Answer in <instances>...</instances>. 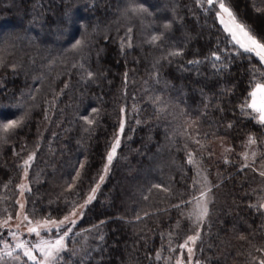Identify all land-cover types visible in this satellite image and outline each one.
<instances>
[{"label": "trees", "instance_id": "trees-1", "mask_svg": "<svg viewBox=\"0 0 264 264\" xmlns=\"http://www.w3.org/2000/svg\"><path fill=\"white\" fill-rule=\"evenodd\" d=\"M225 3L264 37V0ZM135 5L151 15H125L129 0H0V104L19 102L29 110L24 127L0 142V219L6 218L4 209L15 218L21 165L35 153L27 194V214L33 219L49 214L61 219L67 214L66 200L83 203L106 175L73 228L83 237H69L68 248L79 250L78 256L63 254L70 264H175L177 245L195 230L187 218L191 206L183 205V214L172 207L191 199L189 185L196 179L186 163L191 151L211 183L219 184L210 194L194 259L253 264V257L264 258L256 251L264 248V215L249 205L264 197V178L249 169L241 172L239 166L242 152L251 157L256 151L254 166L259 167L264 127L242 115L240 105L250 80L264 83V67L238 55L214 14L197 0H135ZM169 22L171 28L163 29ZM129 27L132 46L125 43L121 49ZM161 32L157 45L147 43ZM78 40L82 47L73 49ZM175 50L182 55L162 59ZM213 53L221 60L215 61ZM80 64L95 76L84 79ZM253 69L257 74L250 76ZM156 96L161 99L153 103ZM85 115L96 121L87 132L80 119ZM192 120L187 133L203 148L182 135ZM122 121L123 141L105 174ZM249 134L258 142L250 148L244 146ZM76 171L80 177L66 190ZM155 184L170 187L171 194L152 188ZM86 252L91 254L84 258ZM158 252L160 260L155 259Z\"/></svg>", "mask_w": 264, "mask_h": 264}, {"label": "snow or ice", "instance_id": "snow-or-ice-1", "mask_svg": "<svg viewBox=\"0 0 264 264\" xmlns=\"http://www.w3.org/2000/svg\"><path fill=\"white\" fill-rule=\"evenodd\" d=\"M197 3L205 12H212L214 14L215 20L218 24L220 32L224 33L227 37L228 43L236 50L238 55H245L249 60L255 59L261 67H264V37H259L254 34V30L246 23L242 22L233 10L225 3V0H197ZM129 7L124 10V14L128 13L133 14L134 16H141L143 14L151 15L148 12V9L142 6H136L135 0H129ZM162 28L168 30L171 28V23H166L162 25ZM131 32L132 29L129 27L127 29V41L121 42V49L125 47L127 43L128 47H131ZM163 32L159 34L151 35L147 43L155 46L162 39ZM73 49H79L82 47L81 41H76L72 46ZM182 55V51L175 50L168 52L162 59L168 60L169 57H175ZM215 61H220L221 56L213 53L212 54ZM159 63V61H157ZM190 64H198L200 61H189ZM4 64V60L0 58V67ZM75 66V65H74ZM80 68L84 69V65L80 64ZM213 67H216L213 64ZM226 67V65H225ZM155 76L158 78L159 73L156 71V66L153 65ZM223 69L217 68V71ZM85 75L84 79H92L95 76V73L84 69ZM257 74V70L253 69L250 72V76ZM125 81H127V73H125ZM157 82L159 80L157 79ZM0 87H3L0 84ZM67 87V85H65ZM160 97L156 96L153 98V103L160 101ZM18 115L7 118L5 115L9 111L17 112ZM98 109H90L91 113H98ZM124 112V109H121ZM159 111H164L163 108ZM240 111L242 115H249L250 118L260 126L264 127V83H261L259 80H250L249 81V90L247 91L246 98L242 101L240 105ZM29 110L26 109L23 103H11V104H0V116L4 118L0 119V142H7L8 134H14L17 129L24 127L26 122V117L28 116ZM47 119V116H45ZM80 119L84 122L86 126L84 130H92V126L95 124V118L89 119L87 115L81 116ZM138 122V121H137ZM195 124V121H188L185 133L182 135H188V138L200 148H203L204 145L201 144L200 140L195 136H192L187 133V127H191ZM229 123L227 127H231ZM124 131V123L121 122L119 126V132L122 134ZM198 135V133H197ZM256 138L249 134L247 137V143L245 147H252L257 145ZM264 144V141H261ZM120 145V136L117 135L111 151L107 155V164L104 168V173L107 174L109 166L112 164L113 159L116 156L117 148ZM185 149L187 150V144H185ZM226 152L231 151V149L226 148ZM208 156L211 157L212 153H208ZM242 159V164L239 166V171L243 172L244 169H249L257 173L261 178H264V152H261L260 164L259 167H255L257 160V152L252 151L251 157L247 151L240 154ZM35 158V153H31L27 159L23 161L21 168L23 170V176L26 179L28 174V168L31 166V162ZM251 161V162H250ZM225 163H229L227 158L224 160ZM186 163L193 166L195 169L196 179H193L191 185H189V192L191 193V199L181 200L179 203L172 205V207L178 209L183 214L182 206L189 205L191 206V211L187 214V218L192 222L194 226V233L186 236L182 243L177 245L180 249L179 255L175 259V264H201L199 259H194L196 256L195 245L198 240H200V230L209 215V204L212 202L211 193L214 187H218L219 184H212L208 179V176L200 167V161L195 158V154L191 151L187 152ZM83 164L79 165V168L82 169ZM80 177V172L76 171L72 184L68 185L66 190H71L75 181ZM104 176L99 177V182L92 187L89 192L86 194L83 199V203H77L75 200H66L67 205V214L59 220L52 217L49 214L46 217L40 219H33L27 213H24L21 216V211L24 209V204H21L19 200L15 201L19 205L20 211L17 212L15 225V230L11 226V221L13 217L10 213L7 212V209L3 211L7 213L6 218L0 219V264H4L6 260H11L15 264H70V260H65L64 253H69L70 256H78L79 250L74 249L70 250L68 248V241L70 236H81L83 237L82 232H73V228L77 223L78 218H82L83 211L81 209H86L87 206L95 199L96 191L99 189L100 184L103 182ZM5 188L7 185L4 186ZM154 189L161 190L165 193L171 194L170 187H165L160 184H155L151 186ZM20 190L19 194L23 196L24 191H31L30 187L27 184L21 183L18 185ZM151 190V189H150ZM198 193V194H197ZM148 197L145 196L144 199ZM250 207L254 208L256 211L264 215V197H262L256 204H250ZM147 215V213H145ZM142 217L137 216L136 219H141ZM103 223V222H101ZM21 226H24L27 230L29 236H35V241L21 239V233L19 229ZM7 229L8 237H11L16 241L14 245L8 243V238L5 237L3 230ZM44 233L42 235L41 233ZM55 233V235H53ZM171 233L169 237H171ZM241 239L245 237L241 236ZM100 239L103 240V236H100ZM170 251L175 252L176 248L170 246ZM162 251V250H161ZM256 251L264 253V248H258ZM14 252L17 254L14 255ZM185 253L187 255V260L184 259ZM90 252L85 253V257L90 256ZM81 258V259H84ZM161 254L158 252L155 259L160 260ZM171 259V258H169ZM253 264H264V258L253 257Z\"/></svg>", "mask_w": 264, "mask_h": 264}, {"label": "rangeland", "instance_id": "rangeland-1", "mask_svg": "<svg viewBox=\"0 0 264 264\" xmlns=\"http://www.w3.org/2000/svg\"><path fill=\"white\" fill-rule=\"evenodd\" d=\"M123 123H124V128H125V122L123 121ZM123 133H124V131H123ZM123 133L121 134L120 132H119V136H120V145H119V147L117 148V152H118V149L120 148V146H121V144H122V141H123ZM116 156H117V153H116ZM116 156H115V158L113 159V161L116 159ZM113 161H112V163H113ZM112 165V164H111ZM110 165V166H111ZM110 166H109V168H110ZM109 168H108V170H109ZM106 175H104V177H105ZM105 179V178H104ZM103 182H104V180H103ZM102 182V183H103ZM22 183H24V184H27L29 187H30V182H29V171H28V174H27V178L25 179L24 177H23V180H22ZM102 183L100 184V187L102 186ZM100 187H99V189H100ZM99 189L96 191V195H97V193H98V191H99ZM29 192L27 191V190H25L24 191V194H23V196H19V201H20V203L21 204H24V209L21 211V216L24 214V213H27V194H28ZM96 197V196H95ZM94 201V200H93ZM92 201V202H93ZM91 202V203H92ZM90 203V204H91ZM89 204V205H90ZM18 211H20V209H19V205H18ZM81 211H83V213H84V211H85V209H81ZM16 216H17V214H16ZM16 216H15V218H13V220L10 222L11 223V226L13 227V229L15 230V225H16V223H17V220H16ZM83 217V216H82ZM81 219L82 218H78L77 219V223H76V225L81 221ZM207 219H208V217H207ZM206 219V220H207ZM205 220V221H206ZM75 225V226H76ZM4 231H6L7 232V229H4L3 230V232ZM19 233H21V239H26V240H31V241H35V236H29L28 235V233H27V230H26V228L24 227V226H21V228L19 229ZM42 235H44V233L42 232L41 233ZM7 237H8V232H7ZM8 243L9 244H12V245H14L15 243H16V241L15 240H13L11 237H8ZM15 254H17L16 252H14V255ZM186 254V253H185ZM186 257H187V255H186ZM184 259L185 260H187L185 257H184ZM9 262H11V260H6L4 263H9ZM12 263L13 264H15V262H13L12 261Z\"/></svg>", "mask_w": 264, "mask_h": 264}]
</instances>
